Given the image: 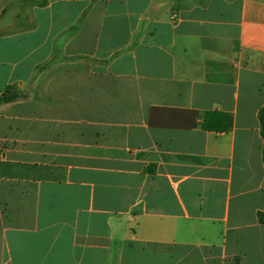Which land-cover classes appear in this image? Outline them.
Segmentation results:
<instances>
[{
  "label": "crops",
  "instance_id": "obj_1",
  "mask_svg": "<svg viewBox=\"0 0 264 264\" xmlns=\"http://www.w3.org/2000/svg\"><path fill=\"white\" fill-rule=\"evenodd\" d=\"M29 1L0 36V264H264V0Z\"/></svg>",
  "mask_w": 264,
  "mask_h": 264
},
{
  "label": "trees",
  "instance_id": "obj_2",
  "mask_svg": "<svg viewBox=\"0 0 264 264\" xmlns=\"http://www.w3.org/2000/svg\"><path fill=\"white\" fill-rule=\"evenodd\" d=\"M19 5L23 10L17 14V18L8 25L3 32H0V36L7 34H15L23 31H27L32 27L31 17L24 11L27 7H32L35 4L29 0H15L3 14L8 13V10L12 9L14 6ZM38 5L44 6L46 2H40ZM22 98V94L15 91L12 87H7L6 90L0 95V106L7 105L10 103L17 102ZM260 133L263 139V162H264V107L259 111L258 114ZM259 223L264 225V212H259L258 214Z\"/></svg>",
  "mask_w": 264,
  "mask_h": 264
},
{
  "label": "rangeland",
  "instance_id": "obj_3",
  "mask_svg": "<svg viewBox=\"0 0 264 264\" xmlns=\"http://www.w3.org/2000/svg\"><path fill=\"white\" fill-rule=\"evenodd\" d=\"M11 56H12L13 58H16V57H18V53H16V51H14L13 53H11ZM13 89H14V88H13ZM24 89H28V84L25 85V87L22 88V90H24ZM15 91H16V89H15Z\"/></svg>",
  "mask_w": 264,
  "mask_h": 264
}]
</instances>
